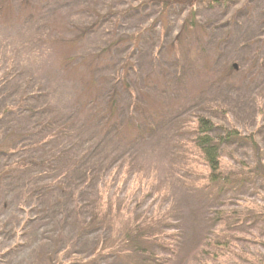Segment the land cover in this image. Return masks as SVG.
<instances>
[{
  "label": "rangeland",
  "instance_id": "374dc122",
  "mask_svg": "<svg viewBox=\"0 0 264 264\" xmlns=\"http://www.w3.org/2000/svg\"><path fill=\"white\" fill-rule=\"evenodd\" d=\"M186 2L0 10V264H127L82 259L130 214L161 235L156 264H264V215H252L264 214L263 180L209 183L193 146L208 115L254 131L264 149V0L193 1L202 30L183 34ZM92 70L103 82L87 93ZM222 155L232 170L253 163L248 145ZM102 200L121 221L88 226Z\"/></svg>",
  "mask_w": 264,
  "mask_h": 264
},
{
  "label": "trees",
  "instance_id": "16d2710c",
  "mask_svg": "<svg viewBox=\"0 0 264 264\" xmlns=\"http://www.w3.org/2000/svg\"><path fill=\"white\" fill-rule=\"evenodd\" d=\"M193 1L196 0H187L185 6L189 15L185 19L184 29L181 33L190 34L191 32H199L202 30L201 26H197L195 23V10L192 6ZM204 2L208 1L211 5L215 6L221 4L222 2L227 3L228 0H202ZM9 0L0 1V10L7 5ZM170 2H163V9L168 8ZM84 32H82L83 34ZM131 38V37H130ZM130 38L122 37L118 39L117 43H123L129 41ZM179 38L180 35H179ZM131 39H139V34L132 37ZM72 40L71 42H74ZM70 42V43H71ZM96 61H100L102 58L101 55H96ZM95 61V62H96ZM94 62L92 63V65ZM96 70H92L89 75L87 83V93L96 91L99 89L100 85L103 82L102 78H98L95 75ZM114 103L117 99L116 95L113 97ZM109 107V118L112 121V115H115L114 104ZM125 129L122 131V135H126V131L133 129L132 124L125 125ZM226 144H244L248 145L253 155V163H250L247 160L235 159L234 165L237 166V170H232L229 168V165L225 162L224 156L222 155V145ZM193 146L195 148V158L197 159L198 166L201 168L203 175L209 183L216 184L218 186H224L229 182H247V178L253 176L255 178H260L264 182V149L261 145V142L258 140L257 135L254 131L241 130L235 125L231 120L228 125H223L208 115H200L195 124V138L193 140ZM230 169V170H229ZM65 175L68 174V170H65ZM112 177L109 178L103 185L110 189L114 181ZM103 198V196H100ZM100 202V207L94 214V218L91 220L92 226L94 224H110L113 225L121 220L119 218H114V213L117 209L114 207L116 204L110 201L109 206L106 207V200ZM105 203V204H104ZM253 206L249 210H252ZM127 212V211H126ZM125 212V213H126ZM119 213V212H118ZM128 213V212H127ZM264 215L261 212H255L252 210L253 216ZM152 223H144L142 220L138 221L132 217V214L129 216V220L126 222L125 228H121L118 235L115 236L114 242H104L102 246H99L94 252L93 256L90 258H83L82 261L87 260L94 261L97 258L112 255L116 256L119 259L126 261L127 264H156L158 259L157 247L161 235L153 234L151 232L158 231L156 228L151 230ZM117 226V225H115ZM238 240L236 237L234 238ZM225 243V242H221ZM228 247V246H227ZM230 248V247H229ZM59 260V258H56ZM55 262H53L54 264Z\"/></svg>",
  "mask_w": 264,
  "mask_h": 264
}]
</instances>
